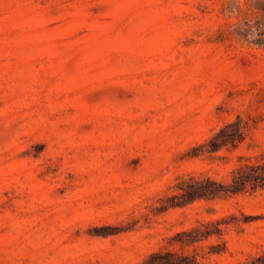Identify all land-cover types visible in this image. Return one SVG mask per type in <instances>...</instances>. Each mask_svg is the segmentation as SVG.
<instances>
[{
  "label": "rangeland",
  "instance_id": "obj_1",
  "mask_svg": "<svg viewBox=\"0 0 264 264\" xmlns=\"http://www.w3.org/2000/svg\"><path fill=\"white\" fill-rule=\"evenodd\" d=\"M154 251L264 264V0H0V264Z\"/></svg>",
  "mask_w": 264,
  "mask_h": 264
},
{
  "label": "trees",
  "instance_id": "obj_2",
  "mask_svg": "<svg viewBox=\"0 0 264 264\" xmlns=\"http://www.w3.org/2000/svg\"><path fill=\"white\" fill-rule=\"evenodd\" d=\"M260 32H256V35L254 37V40L258 41L260 39ZM182 257L179 258L178 256H174L171 252H161V251H154L152 253H149L148 258L144 260L145 264H196V261L191 259ZM184 260V262H181L180 260Z\"/></svg>",
  "mask_w": 264,
  "mask_h": 264
}]
</instances>
